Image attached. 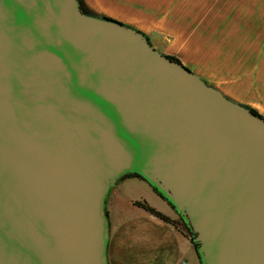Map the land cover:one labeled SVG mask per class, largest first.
<instances>
[{"label":"water","instance_id":"1","mask_svg":"<svg viewBox=\"0 0 264 264\" xmlns=\"http://www.w3.org/2000/svg\"><path fill=\"white\" fill-rule=\"evenodd\" d=\"M124 172L202 264H264V118L78 0H0V264H106Z\"/></svg>","mask_w":264,"mask_h":264},{"label":"crops","instance_id":"2","mask_svg":"<svg viewBox=\"0 0 264 264\" xmlns=\"http://www.w3.org/2000/svg\"><path fill=\"white\" fill-rule=\"evenodd\" d=\"M78 3L90 16L107 17L142 33L160 54L176 57L225 98L264 117V0ZM134 175L118 178L102 200L105 263L202 264L184 230L133 205L144 200L170 219L178 214L145 178ZM131 188L140 192L132 194Z\"/></svg>","mask_w":264,"mask_h":264},{"label":"trees","instance_id":"3","mask_svg":"<svg viewBox=\"0 0 264 264\" xmlns=\"http://www.w3.org/2000/svg\"><path fill=\"white\" fill-rule=\"evenodd\" d=\"M107 18V17H106ZM170 59L176 61V62H179L180 61L176 58V57H173V56H168ZM250 112H252L253 114L259 116V117H262L264 118L263 116L259 115L256 111L252 110V109H249ZM130 176H135L134 174L130 175ZM153 191L155 193H157L160 197L161 195L157 192V190L155 188H153ZM162 198V197H161ZM133 205L135 206H138V207H141L143 208L144 210H146L147 212H149L150 214L156 216L157 218L163 220L164 222H167V223H170L176 227H178L179 229H181L179 226H178V222L176 220H173V219H170L169 217L163 215L162 213L156 211L155 209H153L152 207H150L144 200L143 201H133ZM183 230L185 231L186 235L189 237L191 243L193 244L194 248L196 249L198 244L196 242L193 241V238H192V232L190 229L187 228L186 225H183Z\"/></svg>","mask_w":264,"mask_h":264},{"label":"rangeland","instance_id":"4","mask_svg":"<svg viewBox=\"0 0 264 264\" xmlns=\"http://www.w3.org/2000/svg\"><path fill=\"white\" fill-rule=\"evenodd\" d=\"M134 173H136V172H124V173H122V175L118 176L116 179L120 178L121 176H130V175H132ZM131 189H132V194L140 192L139 189H136V188H131ZM176 221L178 222V226L183 230L184 229L183 225H185V223H184V221L182 220V217L179 214H177Z\"/></svg>","mask_w":264,"mask_h":264}]
</instances>
